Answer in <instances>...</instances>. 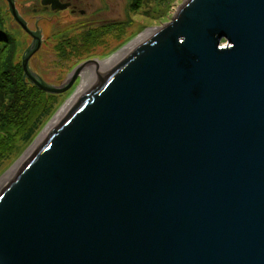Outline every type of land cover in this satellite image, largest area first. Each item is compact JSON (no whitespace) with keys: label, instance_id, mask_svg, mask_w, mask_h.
Wrapping results in <instances>:
<instances>
[{"label":"water","instance_id":"water-1","mask_svg":"<svg viewBox=\"0 0 264 264\" xmlns=\"http://www.w3.org/2000/svg\"><path fill=\"white\" fill-rule=\"evenodd\" d=\"M6 1L70 89L96 60L47 83ZM0 264H264V0H182L90 79L0 185Z\"/></svg>","mask_w":264,"mask_h":264},{"label":"rangeland","instance_id":"rangeland-1","mask_svg":"<svg viewBox=\"0 0 264 264\" xmlns=\"http://www.w3.org/2000/svg\"><path fill=\"white\" fill-rule=\"evenodd\" d=\"M130 1L132 0H107L109 9H111L109 12L110 16L115 20L111 32H106L104 35L99 36L100 40L96 41V44L89 48L85 54L81 53H84V48L87 46L79 44L78 46L83 47H78L80 51H82L80 52L81 55L79 54L80 56L74 55L71 56L70 59H62L60 55L62 47L59 48L60 46L58 45L61 42L58 39V33L73 28L76 17H71L68 13L64 12L59 13L57 16L50 14L35 15L32 13L31 8H25L32 0H15V6L18 8L17 10L26 22L28 28L35 30L38 26L42 33L41 46L29 60V66L32 71L37 73L47 83L58 85L67 78V75L79 63L88 59H95L96 61L108 59L122 48L129 45L138 35L149 29L166 24L171 20L182 2V0H143L141 1L140 7L135 8L134 11H132L131 7V13H129L130 6H128V3H130ZM96 2L99 6H102L99 0H96ZM20 3L22 5H20ZM0 11H2L5 16L6 28L15 36L18 44L17 54L21 58L24 50L32 42V38L12 19L5 0H0ZM128 13L131 18L129 25L126 23L123 29L124 32H118L121 28V26H118L119 22L127 20ZM35 17L41 18L38 20V25H36ZM53 33L57 34V36L54 37ZM72 43L74 42H63V44L66 45H71ZM71 51L72 48H66L67 53L71 54ZM86 70L85 67L70 89L64 93H60L57 97V101L53 105V111L41 124L36 135L24 144L19 143L20 147L18 151L0 163V181L8 174L12 167L23 159L28 153V150L33 147L35 142L43 134L47 126L50 125L58 111L70 100V98H72L77 88L80 86L81 76Z\"/></svg>","mask_w":264,"mask_h":264},{"label":"trees","instance_id":"trees-1","mask_svg":"<svg viewBox=\"0 0 264 264\" xmlns=\"http://www.w3.org/2000/svg\"><path fill=\"white\" fill-rule=\"evenodd\" d=\"M141 1L143 0L130 1L129 13L131 7L132 11L140 7ZM129 13L127 20L119 22L118 26L121 28L118 32L123 31L126 23L129 25ZM78 42L71 45L60 42L61 58L70 59L71 56L79 55L82 51L78 47H83L78 46ZM17 45L15 36L6 28L5 16L0 11V163L18 151L20 144L30 141L36 135L41 124L53 111V105L60 95L42 91L23 79ZM68 47L72 48L71 54L66 52ZM86 48L81 54L86 53Z\"/></svg>","mask_w":264,"mask_h":264},{"label":"flooded vegetation","instance_id":"flooded-vegetation-1","mask_svg":"<svg viewBox=\"0 0 264 264\" xmlns=\"http://www.w3.org/2000/svg\"><path fill=\"white\" fill-rule=\"evenodd\" d=\"M44 1L47 3H44ZM99 2L102 3V6H99L96 0H32L25 8H31L32 13L35 15L50 14L57 16L59 13L64 12L71 17H76L74 27L59 32L58 39L61 42L72 41L76 43L79 41V44L88 45L86 48L88 50L96 44V41L100 38L99 36L111 32V28L115 23L114 18L110 16L111 9H109L107 0H99ZM14 3L16 5L15 0ZM20 5L22 4L20 3ZM62 5L65 7L59 9V6ZM39 17H35L36 25H38V20L41 19ZM53 35L54 37L57 36L55 33Z\"/></svg>","mask_w":264,"mask_h":264},{"label":"bare ground","instance_id":"bare-ground-1","mask_svg":"<svg viewBox=\"0 0 264 264\" xmlns=\"http://www.w3.org/2000/svg\"><path fill=\"white\" fill-rule=\"evenodd\" d=\"M128 46V45H127ZM126 46V47H127ZM126 47L122 48L120 51H118L116 54H114L113 56L109 57L108 59H104L101 61H95L94 64H89L86 67V71L82 74L81 76V83L80 86L77 88L76 92L74 93V95L80 91L84 85L90 80L92 79L98 72H100L107 64H109L116 56H118ZM73 95V96H74ZM72 96V97H73ZM71 99V98H70ZM67 104V103H66ZM65 104V105H66ZM64 105V106H65ZM63 106V107H64ZM63 107L58 111V113L56 114L55 118L52 120V122L50 123V125L47 126V128L44 130L43 134L40 136V138L44 135V133L48 130V128L52 125V123L54 122V120L56 119V117L58 116V114L60 113V111L63 109ZM39 138V139H40ZM38 139V140H39ZM37 140V141H38ZM37 141L35 142V144L37 143ZM34 144V145H35ZM33 145V146H34ZM29 151V150H28ZM19 163V162H18ZM17 165H15L14 167H12V169L8 172V174L0 181V185L3 183V181L7 178V176L12 172V170L16 167Z\"/></svg>","mask_w":264,"mask_h":264}]
</instances>
